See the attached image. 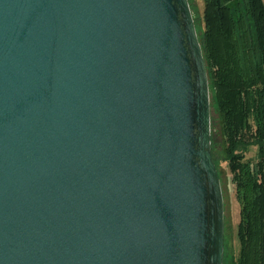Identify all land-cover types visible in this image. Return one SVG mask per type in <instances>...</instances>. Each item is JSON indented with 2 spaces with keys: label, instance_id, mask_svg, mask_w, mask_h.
<instances>
[{
  "label": "water",
  "instance_id": "obj_1",
  "mask_svg": "<svg viewBox=\"0 0 264 264\" xmlns=\"http://www.w3.org/2000/svg\"><path fill=\"white\" fill-rule=\"evenodd\" d=\"M187 0H0V264H221Z\"/></svg>",
  "mask_w": 264,
  "mask_h": 264
},
{
  "label": "trees",
  "instance_id": "obj_2",
  "mask_svg": "<svg viewBox=\"0 0 264 264\" xmlns=\"http://www.w3.org/2000/svg\"><path fill=\"white\" fill-rule=\"evenodd\" d=\"M203 6L197 40L217 97L220 161L240 201L234 264H264V0H204Z\"/></svg>",
  "mask_w": 264,
  "mask_h": 264
},
{
  "label": "rangeland",
  "instance_id": "obj_3",
  "mask_svg": "<svg viewBox=\"0 0 264 264\" xmlns=\"http://www.w3.org/2000/svg\"><path fill=\"white\" fill-rule=\"evenodd\" d=\"M192 16L195 33L200 37L202 28V15L204 0H187ZM244 2H239L240 10H244ZM232 17H236L235 9L231 11ZM245 27L251 32L249 27L251 22L248 16L244 18ZM243 31L235 28V37L242 36ZM201 43V42H200ZM199 43V44H200ZM202 44V43H201ZM203 47V45H202ZM204 67L207 78L208 102H209V147L211 159L219 180L222 197V260L221 264H234L239 258V237L237 235V223L239 220L240 201L236 198L233 183L230 180V173L227 171L224 163L220 161L219 145L222 139L219 130L218 103L212 87L210 72L206 65L207 57L202 52Z\"/></svg>",
  "mask_w": 264,
  "mask_h": 264
}]
</instances>
